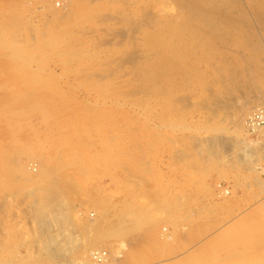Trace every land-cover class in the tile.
I'll list each match as a JSON object with an SVG mask.
<instances>
[{
	"label": "rangeland",
	"instance_id": "1",
	"mask_svg": "<svg viewBox=\"0 0 264 264\" xmlns=\"http://www.w3.org/2000/svg\"><path fill=\"white\" fill-rule=\"evenodd\" d=\"M187 1L0 0V264H264V24Z\"/></svg>",
	"mask_w": 264,
	"mask_h": 264
},
{
	"label": "bare ground",
	"instance_id": "2",
	"mask_svg": "<svg viewBox=\"0 0 264 264\" xmlns=\"http://www.w3.org/2000/svg\"><path fill=\"white\" fill-rule=\"evenodd\" d=\"M195 1L196 0H189V1H187V2H189V6H190V9L192 8V6H194L193 4L195 3ZM203 0H201L198 4L199 5H201V2H202ZM217 1V0H216ZM223 1L224 0H219V1H217L218 3H216L217 5L215 6V7H211L212 9H209L208 7V9L207 10H205V9H200L199 10V8H197L196 10H194L196 13H197V15H199V17L200 16H202L203 14L205 15V12H212V14H213V12H219V13H221V14H223V11L225 12L226 11V7L225 8H223V5H221L222 3H223ZM242 1V0H241ZM241 1L240 0H233V2H232V4H234V6H235V8H233V9H230V12H231V10H233L232 11V13H237L238 14V17L236 16V17H231L232 18V21H233V23L232 24H243L244 25V27L245 28H247L248 29V27H249V24H254V21L253 20H256L257 21V24H264V16L261 14V12L260 11H258L257 12V14H256V18L255 19H250V18H248L247 17V14H246V12H244V11H242L241 9H239L238 8V5H240V3H241ZM197 2V1H196ZM215 2V1H214ZM185 4H187V3H185ZM196 4V3H195ZM198 6V5H197ZM214 6V5H213ZM202 7H204V6H202ZM201 7V8H202ZM187 8V7H186ZM228 8V7H227ZM192 9H194V8H192ZM189 10V9H188ZM193 11V10H192ZM194 11H193V13H194ZM248 12V11H247ZM195 13V14H196ZM209 13V14H210ZM249 13V12H248ZM192 14V13H191ZM216 14V13H215ZM225 14V13H224ZM223 14V15H224ZM250 14V13H249ZM192 15H194V14H192ZM203 15V16H204ZM227 15V14H226ZM215 16H219V15H215ZM228 16H230V15H228ZM233 16V15H232ZM196 18V15L195 16H193V18ZM211 17H212V15H211ZM222 17V16H221ZM225 17V16H224ZM194 18V19H195ZM213 18V17H212ZM215 18V17H214ZM190 19H192V18H190ZM197 19V18H196ZM200 19V18H199ZM217 19V18H216ZM227 19V18H226ZM202 20V19H201ZM200 20V21H201ZM215 20V19H214ZM218 20H219V18H218ZM217 20V21H218ZM223 20V19H222ZM193 21V20H192ZM198 21V20H197ZM196 21V22H197ZM207 22V21H206ZM210 22H212V21H210ZM210 22H208V23H210ZM221 22V23H220ZM219 22V24H221V25H223L222 24V21H220ZM226 22V21H225ZM228 22V21H227ZM224 23V22H223ZM201 24H204V23H202L201 22ZM200 24V25H201ZM212 24V23H211ZM215 24H217V22L215 23ZM227 24H229V23H227ZM226 24V25H227ZM199 25V24H198ZM197 25V26H198ZM199 25V26H200ZM206 25H207V23H206ZM230 25V24H229ZM198 26V27H199ZM209 26V25H208ZM214 26V25H213ZM218 26V25H217ZM232 26V25H231ZM231 26H228V27H231ZM252 26V25H251ZM201 27V26H200ZM202 27H204V26H202ZM235 27V26H234ZM252 27H256V26H252ZM205 28H207L206 26H205ZM209 28V27H208ZM225 28V27H224ZM258 28V27H257ZM211 29V28H210ZM210 29H208V30H210ZM215 29H217L218 30V28H215ZM229 29V28H228ZM231 29V28H230ZM215 32V31H214ZM217 32V31H216ZM230 32H232V31H230ZM219 33H220V30H219ZM245 34L246 35H248V32L246 31L245 32ZM244 34V35H245ZM223 34L221 33V36H222ZM229 35H231V34H229ZM234 35H235V33H234ZM239 35V34H238ZM243 35V36H244ZM246 35H245V39L246 40H243V41H247V38H246ZM174 36H177V33L174 35ZM218 37H219V35H217ZM236 36H237V34H236ZM231 37H232V35H231ZM234 37V36H233ZM192 38V37H191ZM196 38H197V36H196ZM225 38V36L224 37H221V39H224ZM243 38V37H242ZM241 38V39H242ZM202 39V38H201ZM225 40V39H224ZM239 40V39H238ZM177 39H173L172 40V44H175L174 46L177 48V52H175V53H171L170 55H168V56H166V60H168L167 61V63H168V65L167 66H170V64H171V62H177V60H178V58L180 57V56H183L182 54V51L183 50H185V49H182V46H180L181 44H178L177 43ZM178 44V45H177ZM254 46V45H253ZM171 47V46H170ZM169 47V48H170ZM252 47V46H251ZM193 48V47H192ZM255 48H256V46H255ZM189 50V49H188ZM186 51V50H185ZM258 51V50H257ZM185 53V52H184ZM190 53V52H189ZM21 54V53H20ZM178 54V55H177ZM192 56V55H191ZM190 57V56H189ZM263 60H264V58H263ZM210 63V62H209ZM160 66V65H159ZM174 67V66H173ZM161 68V67H160ZM251 68V67H250ZM250 68H246L247 69V71L250 69ZM168 69V68H167ZM173 69V68H172ZM191 69V68H190ZM230 69V68H229ZM244 69V68H243ZM246 69H244V70H246ZM166 70V69H165ZM182 70V69H181ZM232 70V69H231ZM246 71V72H247ZM250 71V70H249ZM237 74V73H236ZM156 75V74H155ZM232 75V74H231ZM229 76V75H228ZM150 84V83H149ZM147 85V84H146ZM131 91V90H130ZM152 92V91H151ZM244 105V104H243ZM246 105V104H245ZM35 106V105H34ZM246 107V106H245ZM260 107V106H259ZM244 108V107H243ZM41 109V108H40ZM256 109H257V107H256ZM246 110V109H245ZM249 110V109H248ZM11 112H13V111H11ZM247 112V111H246ZM250 112V111H249ZM47 113V112H46ZM45 114V113H44ZM250 114V113H249ZM18 123V122H17ZM245 124V123H244ZM263 128V127H262ZM259 131V130H258ZM259 133V132H258ZM255 134V133H254ZM257 140V139H256ZM254 140H252V142H253ZM17 149V148H16ZM245 150V149H244ZM13 154H15L14 152H13ZM27 154V153H26ZM16 155H14V157H15ZM23 156V155H22ZM25 156V155H24ZM12 157V156H11ZM17 157V156H16ZM28 159H27V161L24 163V162H20V161H15L14 160V158H13V160L15 161L14 162V164L16 165V167L19 169V170H21V169H24V168H26V169H28V170H30L29 171V173H26V174H30V175H38L39 177H40V175L42 174L43 176L44 175H46V169L42 166V167H37V165H36V167L37 168H39L38 170H37V168H34L35 166H33L32 167V165H33V163H30V161L31 160H29V157H27ZM12 160V159H11ZM18 160V159H17ZM29 160V161H28ZM34 161V160H33ZM37 161V160H36ZM35 161V162H36ZM39 162V161H38ZM37 164H39V163H37ZM39 166V165H38ZM41 166V165H40ZM46 167V166H45ZM22 171H24V170H22ZM25 172H27V171H25ZM47 173H49V170H47ZM40 174V175H39ZM25 175V174H24ZM29 175V176H30ZM26 177H27V175H26ZM38 177V178H39ZM45 177V176H44ZM43 177V178H44ZM41 178V177H40ZM49 183H55V181L54 180H51V181H49ZM64 193L62 192H59V193H52V192H50V193H47L45 196H46V198L47 199H49V202L52 204V206H53V210L55 209L57 212H59L60 214H63L64 215V213L65 214H67L68 212H66V211H69V209H67L68 207L66 206V205H68V204H66V199L64 198ZM259 204V203H258ZM261 204H262V202H261ZM67 207V208H66ZM256 207V206H255ZM261 207V206H260ZM257 208V207H256ZM259 208V207H258ZM67 209V210H66ZM257 210V209H256ZM261 210V209H260ZM65 211V212H64ZM248 211V210H247ZM250 213H252V212H250ZM256 213H257V211H256ZM65 216H67V215H65ZM69 216V215H68ZM45 217L46 216H44V219H43V221H42V225L43 226H45L48 222H47V220L45 219ZM67 218V217H66ZM65 218V220L66 221H64L65 222V224H67L68 223V219H66ZM69 218V217H68ZM61 222V221H60ZM67 222V223H66ZM62 223V222H61ZM61 223H58L59 225L61 224ZM91 223V222H90ZM62 224H64V223H62ZM62 224H61V226H62ZM228 225V224H227ZM73 226V225H72ZM87 228V227H86ZM55 239V238H54ZM54 239H50V242L49 243H55V241H54ZM52 249V251H54V249L53 248H55V247H51ZM96 248V247H95ZM95 248H93V249H91V250H89L86 254L84 253V257H83V259L82 260H80L79 261V264H108L109 262V260H108V254H107V251H105L106 253V256H105V259L104 260H102L101 262H99V263H97V262H95V261H93V259L91 258V251L92 250H101V249H95ZM57 249V248H56ZM60 250V249H59ZM56 251V250H55ZM54 251V252H55ZM60 251H62V250H60ZM57 252H59V251H56L55 253H57ZM81 259V258H80Z\"/></svg>",
	"mask_w": 264,
	"mask_h": 264
},
{
	"label": "built area",
	"instance_id": "3",
	"mask_svg": "<svg viewBox=\"0 0 264 264\" xmlns=\"http://www.w3.org/2000/svg\"><path fill=\"white\" fill-rule=\"evenodd\" d=\"M245 126L250 133H255L260 128L264 127V109L257 108L253 110L246 118H245ZM106 252L104 250H92L91 258L93 261L99 263L105 259Z\"/></svg>",
	"mask_w": 264,
	"mask_h": 264
}]
</instances>
